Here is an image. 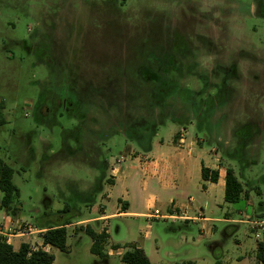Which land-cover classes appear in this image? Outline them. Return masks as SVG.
Wrapping results in <instances>:
<instances>
[{
    "label": "rangeland",
    "instance_id": "374dc122",
    "mask_svg": "<svg viewBox=\"0 0 264 264\" xmlns=\"http://www.w3.org/2000/svg\"><path fill=\"white\" fill-rule=\"evenodd\" d=\"M165 53L181 65L182 78L171 74L179 88L200 98L216 93L223 77L218 67H236L238 79L227 81L228 100L211 119L212 144L207 137L198 142L208 166L213 164V147L219 163L234 169L244 196L235 204L225 203L218 191L206 199L195 187L197 176L200 180L195 167L192 192L201 198L203 213L211 221L119 215L108 223V243L118 245L120 254L138 244L154 264H258L256 245L264 243V228L252 231L247 218L264 220L259 205L264 202V0H0V161L14 170L12 181L19 189L12 216L31 225L54 224L66 203L74 209L65 214L71 223L97 216L73 194L93 187L100 172L92 164L114 163L133 149L139 151L123 133H109L119 123L140 117L179 120L183 126L167 120L153 138L169 144L182 127L187 140L206 133L196 130L189 104L177 97L181 90L170 95L174 97L162 110L140 99L147 96L148 86L138 80L139 68L148 69L154 57L162 59ZM204 84L208 90L201 93ZM50 91L54 96H42ZM65 92L87 114L81 155L61 153L63 131L80 125L78 118L67 115L64 103L53 101L66 97ZM37 105L41 109L36 113ZM247 122L257 124L259 134L240 158H220L214 141L232 151L233 132ZM98 131L110 135L97 140L92 132ZM66 144L77 148L71 136ZM129 163L127 159L120 167ZM128 186L130 211L148 213L143 197ZM124 188L118 185L111 200L102 201L98 195L95 203L105 205L107 213L115 212ZM156 188L155 178L150 191L157 200L150 211L165 215L167 198ZM189 215L197 216L196 208ZM225 216L234 222H225ZM148 224L150 235L145 238ZM79 226L67 227L65 251L51 249L53 264H124L117 254L99 258L90 253V237L76 231ZM90 226L98 229L96 223ZM17 243L14 240L13 246Z\"/></svg>",
    "mask_w": 264,
    "mask_h": 264
},
{
    "label": "trees",
    "instance_id": "16d2710c",
    "mask_svg": "<svg viewBox=\"0 0 264 264\" xmlns=\"http://www.w3.org/2000/svg\"><path fill=\"white\" fill-rule=\"evenodd\" d=\"M124 3L126 0H119ZM162 59H157L154 57V64H149L148 69L139 68L138 80L145 86H148L147 96H140L147 100V106L154 109H163L167 99L174 97L170 96L176 94L177 92L182 93L183 101L189 104L193 116L196 119V130L199 133H204L207 137V143L211 145L212 132L215 126L211 119L214 113L219 107L225 105L228 100V92L231 91L227 81L229 79H238L239 75L236 67L232 65L228 69L218 67V71L222 73L223 77L220 83L216 86L217 91L215 94H207L205 97L197 96L196 92L190 89H180L179 82L171 77V74H175L178 79L182 78L181 75V65L176 61L173 54H163ZM165 61V62H164ZM48 63V62H47ZM196 71V70H195ZM183 72V71H182ZM206 79L205 76H201ZM204 90H208L207 86L204 84L201 93ZM65 91V90H64ZM44 92L42 96H54L53 93ZM47 94V95H46ZM67 99L64 101V108L67 111V115L70 117H76L80 120V125L72 132L65 130L62 133L63 144L62 151L63 155L76 156L84 153L83 151V137L84 132L83 123H87V114L85 111L80 109V105L76 99H72L69 93H63ZM60 96V95H59ZM62 96V95H61ZM66 97H62L63 99ZM41 107L36 106V113ZM37 115V114H36ZM171 121L172 123H178L184 125L181 121L176 119H171L170 117H161L154 120H149L146 118H132L127 122L119 123L118 128L109 131L110 134L115 132H121L126 137L127 140L133 142L137 145L140 151L147 153L151 150V144L153 138L156 136L158 127L163 125L165 121ZM4 123L2 117L0 118V125ZM82 125V127H81ZM182 125V126H183ZM205 125V126H204ZM203 126L205 127L203 131ZM107 132V131H106ZM104 132H92V136L98 140L105 137V135H110ZM260 128L257 124L247 122L241 124L233 133L235 136L236 145L234 149L228 150L223 144L215 142L217 149L220 153V158L226 157L229 160L235 158H240L248 144H250L256 136L259 134ZM96 133V134H95ZM71 136L77 145L76 149H71L66 144V139ZM220 167L225 171L224 177V195L223 199L225 203L235 204L240 201L244 196V189L242 181L235 175V171L231 166ZM94 165L100 172L99 177L96 179L93 187L87 192H75L73 197L76 201L82 203L85 207H92L95 204L97 196L102 192L104 183H112L111 179L107 177L108 162L105 160L103 163H95ZM14 170L6 163L0 161V192L2 197L0 200V210H4L8 215H13L15 210V202L19 198V189L13 183ZM109 178V179H108ZM201 178L204 181H209L211 183H217L219 178L218 170H210L209 168L201 167ZM259 194V193H258ZM264 208V202H260ZM73 209V208H72ZM71 207L69 204H64L63 209L57 212V218L60 221H56L54 224H46L48 226L43 227L45 231L42 233V245L43 247L49 245L50 247L56 248L60 251L66 250V225L71 224L69 218L65 217V214L70 212ZM123 205L120 207L121 212L125 211ZM74 210V209H73ZM72 210V211H73ZM263 217V215L261 216ZM77 230L84 231L91 240L90 253L99 257L105 258L107 254L104 251V247L107 244L109 235L106 230L103 229L100 232H96L90 225L79 226ZM113 250H118L120 247L118 245L112 246ZM255 258L258 264H264V243L258 242L256 245ZM121 261L124 264H154L145 255L141 248H137L135 245H129L127 249L121 255ZM54 256L43 250V248L33 249L30 245L22 243L17 250L4 241H0V264H53ZM187 264H196L189 262ZM215 264H221L219 260L215 261Z\"/></svg>",
    "mask_w": 264,
    "mask_h": 264
},
{
    "label": "crops",
    "instance_id": "0c3cea01",
    "mask_svg": "<svg viewBox=\"0 0 264 264\" xmlns=\"http://www.w3.org/2000/svg\"><path fill=\"white\" fill-rule=\"evenodd\" d=\"M185 135L186 129L185 127H182L175 132L171 144L166 143L163 139L158 140L157 142L152 141L151 150L147 153H144L140 150H132V148L128 146L127 148L131 149L132 153H130L127 158L123 156L125 160L121 163L123 164L127 161V159H129L130 163L126 166L120 167L121 164L117 165L116 162L110 163L107 161V177L111 179L112 183H104L103 190L99 194V197L102 201L111 200L118 185H125L123 193L120 195V197H117L118 206L116 207V211L113 213H107L105 205H98L95 203L91 207V210L96 211L98 213L97 216L91 219H85L77 223L66 225V229L70 225L85 226L87 224L90 225V223H96L98 229L93 228L96 232H100L101 230L105 229L109 235L108 223L116 216L132 215L146 218V216L152 215L153 212L157 210L155 209L154 211H150L157 200V195L152 194L150 191L151 182H153L155 178L157 179L158 184V188L156 189L160 191L162 196L167 198L166 204L168 213L161 215L163 216L162 219L171 220L172 222L179 220L185 223L188 221H211V219L205 217L203 213V207L198 201L201 198L198 197V199H196L194 197L195 194L192 192V173L195 171V167L199 169L198 172L200 180H198L197 176L195 187L200 190V194L203 195V197L206 196V199H209L211 192H223L224 195L225 171L218 165L219 155L213 153L215 150L213 147H211L210 151L213 164L208 166L206 162L207 158L203 152L204 146L199 145L198 142V140L202 141V138H204L205 135L202 134L201 138L195 137L192 140H187ZM202 166H205L210 170L219 171L217 183H211L209 181L202 180ZM128 184L134 188L137 195L143 197V201L146 203V209L148 210V213H136L130 211L133 207V202ZM122 205L126 208L124 212H121L120 210ZM195 208L197 211V216H190L189 212L191 210H195ZM224 221L230 223L234 222L228 217H226ZM9 223H12V225H16L18 223L28 224L35 229L33 234H24L22 236L13 238L11 242L14 250H17L22 243H25L30 245L31 248H43V250L51 253V249L53 247H50L49 245L43 247L42 245L41 236L45 231V228L43 227L48 226L46 225L47 222L40 221L36 225H31L23 220L16 219L15 216L8 215L4 210H2L0 213V225H7ZM149 228L150 225L148 224L146 226L147 230L144 233L145 238H148L150 235L148 231ZM37 239H39V241H37ZM14 240H18V243L15 247L13 246ZM134 245L137 248H141V246L138 244ZM105 246H109V250L105 252L107 254L106 257H111L114 254H117L121 257L123 254V252L120 254V249L113 250V245H109L108 241ZM104 248L106 249V247Z\"/></svg>",
    "mask_w": 264,
    "mask_h": 264
},
{
    "label": "built area",
    "instance_id": "2783aa9c",
    "mask_svg": "<svg viewBox=\"0 0 264 264\" xmlns=\"http://www.w3.org/2000/svg\"><path fill=\"white\" fill-rule=\"evenodd\" d=\"M124 160V157L121 156L116 160V164L119 165ZM146 218H163V216L160 215L159 211L155 210L152 215L146 216ZM247 223L250 225L252 231H257L264 228V220H248L247 218ZM34 232L35 229L28 224L18 223L16 225H12V223H9L7 225H0V241H4L6 244L12 246L11 241L13 238L22 236L24 234H33ZM254 236L256 239L259 238L258 233H255Z\"/></svg>",
    "mask_w": 264,
    "mask_h": 264
},
{
    "label": "flooded vegetation",
    "instance_id": "af4514ba",
    "mask_svg": "<svg viewBox=\"0 0 264 264\" xmlns=\"http://www.w3.org/2000/svg\"><path fill=\"white\" fill-rule=\"evenodd\" d=\"M56 101V103H58V102H60L59 104H61L62 106H63V103H64V101H63V98H61V99H59V100H57V99H53V101ZM64 105H65V103H64Z\"/></svg>",
    "mask_w": 264,
    "mask_h": 264
}]
</instances>
